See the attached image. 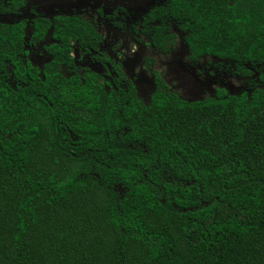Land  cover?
I'll return each mask as SVG.
<instances>
[{
    "label": "trees",
    "instance_id": "trees-1",
    "mask_svg": "<svg viewBox=\"0 0 264 264\" xmlns=\"http://www.w3.org/2000/svg\"><path fill=\"white\" fill-rule=\"evenodd\" d=\"M149 17L156 48L175 26L191 60L246 89L188 100L156 75L148 102L106 93L61 71L95 36L67 17L34 25L58 42L37 78L14 56L23 26L0 25V264H264V0H166Z\"/></svg>",
    "mask_w": 264,
    "mask_h": 264
},
{
    "label": "flooded vegetation",
    "instance_id": "flooded-vegetation-1",
    "mask_svg": "<svg viewBox=\"0 0 264 264\" xmlns=\"http://www.w3.org/2000/svg\"><path fill=\"white\" fill-rule=\"evenodd\" d=\"M166 0H0V25L23 26L27 34L26 41L19 47L20 51L14 56L23 61L25 68L39 78L45 67L53 62V54L50 50L58 43L52 36V32H47L43 38L34 37V25L38 21H53L61 18H78L84 20L95 36L86 37L81 47L78 41H71V57L73 65L70 71L65 70V66H60L61 71L71 77L78 74L84 78L87 73L96 74V81L101 89L106 93L119 92L127 87H135L137 95L144 102H148L154 90V79L158 75L169 87L167 80L156 69L154 57L147 55L150 49L153 54L168 56L173 52V43L180 36L183 41L184 34L175 26L171 27L176 35L174 41L169 46V52L163 53L156 48L147 35L150 24V13L163 6ZM5 21V22H1ZM154 24H159L155 22ZM103 28L104 31H101ZM184 43V42H183ZM136 45L140 52V62L143 70L148 74L151 81L148 84L149 90L144 99L139 95L136 78L126 72V62L123 48L128 45ZM185 44V43H184ZM186 46V45H185ZM187 50V60L191 64H198L189 58ZM41 52L42 54H38ZM215 59V58H213ZM39 60L40 63H37ZM215 67L224 69L220 66V61L215 59ZM40 64V65H38ZM5 69L1 74L6 80L12 82L15 68L5 57L3 60ZM225 70V69H224ZM120 72L123 76L120 75ZM75 77V76H74ZM171 88V87H170ZM224 88V87H218ZM172 89V88H171ZM217 89V88H216ZM215 89V91H216ZM226 89V88H224ZM227 90V89H226ZM127 91V90H126ZM228 91V90H227ZM229 92V91H228ZM215 93V92H214ZM209 96H205L206 98ZM202 99V98H201Z\"/></svg>",
    "mask_w": 264,
    "mask_h": 264
},
{
    "label": "rangeland",
    "instance_id": "rangeland-1",
    "mask_svg": "<svg viewBox=\"0 0 264 264\" xmlns=\"http://www.w3.org/2000/svg\"><path fill=\"white\" fill-rule=\"evenodd\" d=\"M101 31H104L103 28ZM138 50V46L130 44L123 48L125 69L127 74L134 75L139 95L145 99L151 79L142 68ZM38 54L42 53L38 52ZM147 55L155 58V69L164 76L172 90L185 99L193 100L211 96L218 87H224L233 94L246 89L245 80L215 67L216 60L213 58H205L196 65L189 63L186 46L180 36L174 41L173 52L170 55L159 56L153 54L150 49L147 50ZM36 62L40 63L39 60Z\"/></svg>",
    "mask_w": 264,
    "mask_h": 264
},
{
    "label": "water",
    "instance_id": "water-1",
    "mask_svg": "<svg viewBox=\"0 0 264 264\" xmlns=\"http://www.w3.org/2000/svg\"><path fill=\"white\" fill-rule=\"evenodd\" d=\"M1 22H5V21H1Z\"/></svg>",
    "mask_w": 264,
    "mask_h": 264
}]
</instances>
